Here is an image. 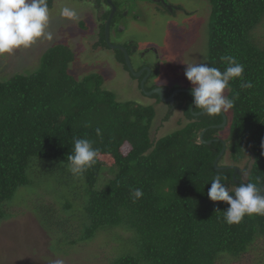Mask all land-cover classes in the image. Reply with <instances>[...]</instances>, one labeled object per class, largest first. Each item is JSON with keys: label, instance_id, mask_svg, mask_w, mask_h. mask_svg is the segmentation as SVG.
<instances>
[{"label": "trees", "instance_id": "1", "mask_svg": "<svg viewBox=\"0 0 264 264\" xmlns=\"http://www.w3.org/2000/svg\"><path fill=\"white\" fill-rule=\"evenodd\" d=\"M208 1L209 66L223 71L220 57L231 54L245 66L244 81L253 84L244 89L240 78L230 81L227 95L235 104L228 138L201 141L202 129L223 117L195 116L189 106L184 109L193 120L152 137L153 105L120 100L103 86L98 72L76 77L67 68L74 51L67 47L62 54L61 45L51 47L38 67L0 79V221L15 213L11 207L19 190L37 184V191L31 195L29 190L24 198L37 197L33 209L40 224L57 233L54 249L68 252L62 245L90 240L104 230L129 233L132 246L107 264H217L224 255L240 259L256 241L264 243V216H245L229 225L223 218L227 202L208 197L217 174L230 188L256 177L264 181V47L253 32L264 20V0ZM185 95L193 100L191 93ZM97 127L102 135L96 134ZM217 131L210 127L205 140ZM74 138H88L99 155L114 158L113 164L98 155L82 176H73L67 155ZM222 139L226 149L220 159L228 154L236 163L250 152L246 180L241 172L236 174L241 181L233 178L236 164L214 167ZM126 141L131 149L124 154L120 148ZM136 188L143 196L133 202ZM43 193L53 194L59 207L41 201ZM242 264H264V252Z\"/></svg>", "mask_w": 264, "mask_h": 264}, {"label": "rangeland", "instance_id": "2", "mask_svg": "<svg viewBox=\"0 0 264 264\" xmlns=\"http://www.w3.org/2000/svg\"><path fill=\"white\" fill-rule=\"evenodd\" d=\"M77 1V0H75ZM176 5H184L189 11L190 16H185V23L192 31L191 36L187 41H183L182 36H177L181 41L182 47L189 51L187 63H199L202 60V53L207 54L208 42V22L210 16V4L208 0H171ZM52 17L50 21L49 31L53 33L52 40L40 39L34 43L30 48L17 49L11 55L0 56V79H4L13 72L24 70L25 68L34 69L41 64V56L46 49L61 45L62 54L68 48L73 50L74 58L69 61L68 69L76 77H83L90 73L98 72L103 76L106 88L115 92L120 100H129L130 102H138L143 105H153L155 109V117L151 125V135L154 138L164 136L180 127H183L188 121L193 120L185 116L181 108L169 112L170 107L163 103H156L155 98H150L138 87L127 88L125 85L133 79L134 83L136 76L129 77L128 69L117 57V51L111 53L108 47L103 48L102 45L108 44L106 42L105 31L96 36L93 33L94 28L90 30L84 29V24L78 25L76 20H70L60 16V9L64 6L73 8L75 10L88 9L90 6L86 1L70 2L69 0H48ZM188 11V10H187ZM183 16V15H181ZM77 27V28H76ZM257 43L264 47V20L259 24L255 31ZM176 42H178V40ZM114 40V39H113ZM190 40V42H188ZM63 45V46H62ZM97 45H101L97 48ZM68 47V48H67ZM97 49V50H96ZM93 51V54L90 52ZM72 56V54H71ZM122 58V56H121ZM119 61V62H118ZM121 62V63H120ZM208 63V61H207ZM175 69H173L172 73ZM130 72V71H129ZM172 76V74H170ZM184 75V83H191L185 76V70L173 76L177 79L178 76L182 78ZM158 80V78H157ZM122 85H120L119 83ZM124 85V86H123ZM185 85V84H184ZM93 87V83L90 84ZM228 90H226V95ZM180 97V96H179ZM134 106V105H133ZM170 106V105H169ZM192 107V106H191ZM190 107V109H191ZM202 109L196 108L195 112L191 111L194 115L200 114ZM228 115L232 114V110L228 111ZM230 127V124H229ZM228 126L220 128L216 134L222 138H228ZM121 152L128 153L131 149L129 142H124L121 146ZM226 154L220 159L221 164H236L242 169L241 176L243 180L247 179L249 166L252 161L250 152L244 158L234 163ZM99 158L105 164H113L114 158L110 154H100ZM106 176V174H105ZM49 185V184H47ZM35 186L23 187L17 193L20 198L16 199V203L11 207V211L15 212L11 217L0 221V264H53L56 259H63L65 264H107V262L115 257L120 251L126 249L131 244L128 243L129 233L119 229H110L108 231H100L86 241H78L75 244L62 245L63 248L69 249L68 252H63L60 248L54 249L53 240L56 239L57 233L53 230L45 229L39 221V214L34 211V202L37 197L32 196L31 199L24 198L29 190L34 194V190L38 189ZM237 185H232L234 188ZM27 189V190H25ZM41 201L45 203H52L54 207L58 208L60 201L50 193H43ZM30 195V196H31ZM25 199V200H24ZM40 201V200H38ZM132 246V245H131ZM122 247V248H121ZM264 252L263 241H256L251 250L241 257H229L224 255L217 264H242L246 261H252L262 257Z\"/></svg>", "mask_w": 264, "mask_h": 264}, {"label": "clouds", "instance_id": "3", "mask_svg": "<svg viewBox=\"0 0 264 264\" xmlns=\"http://www.w3.org/2000/svg\"><path fill=\"white\" fill-rule=\"evenodd\" d=\"M60 16L74 21L78 13L75 9L64 6L60 9ZM51 17L48 0H0V56L11 55L20 48H30L40 39L52 40L53 33L49 31ZM201 55L199 63H187L186 68L182 64L179 66L182 71L185 70V76L191 82L193 105L209 115L222 111L226 113L235 104V100L226 95L230 81L240 78V87L244 89L253 87V84L251 81H244L245 66L235 56L225 54L220 57L225 65L222 71L218 67L209 66L206 53ZM95 131L98 136L102 135L99 127ZM98 155L99 149L94 147L91 140L74 138L73 148L67 155V168L73 176H82L96 164ZM227 165L231 167L230 164ZM225 180V177L215 175L210 182L208 197L214 202H227L229 207L224 210L223 215L227 224L240 223L245 216H264V181L260 177H256L254 182H240L234 188H230ZM131 195L135 202L143 196V191L136 188ZM53 264L65 262L63 259H56Z\"/></svg>", "mask_w": 264, "mask_h": 264}, {"label": "flooded vegetation", "instance_id": "4", "mask_svg": "<svg viewBox=\"0 0 264 264\" xmlns=\"http://www.w3.org/2000/svg\"><path fill=\"white\" fill-rule=\"evenodd\" d=\"M69 1L74 3L86 1L89 4L88 6L90 7L88 9L76 10L78 13L77 24H84V29L86 30L94 28L93 33L90 35L95 34L98 36L97 34L101 33L102 30L103 32L105 31L104 35L108 44L106 46L102 45V47H108L113 55L117 51V57L122 59L120 61L125 67L128 66L126 61V55H128L131 60V68L133 69L126 67L129 77L131 78L134 75L136 76L135 80L138 81L134 83V80L131 79V82L125 85L127 88L138 87L148 97L155 98L156 103H163L170 107L169 112L171 113L178 108H181L184 113V107L193 105V100L190 102L189 97L185 95V93H191L190 91L178 92L173 103L160 100L158 93L147 94V91L162 88L164 97L168 98L175 89L192 90L191 83H184V75L182 78L178 76L177 79L173 78V76L182 72V67H179L181 64L183 68H186L187 62H189L187 56L189 51L184 50L185 48L182 47L179 42L181 40L177 36H182L184 42L191 36L190 32L192 31L185 23V16H190L191 13L189 11H192L193 14H195V11L186 9L184 5H176L171 0ZM113 9L114 14H112ZM111 14L112 17L109 22ZM177 39H179L178 42H176ZM99 46L101 45H97V48ZM93 53V51L90 52V54ZM173 69L175 70L172 73ZM137 73L140 74L135 75ZM119 84L122 85L121 83ZM177 96H180L178 101ZM197 109L200 110L199 108ZM195 110L196 108L193 105L192 111L195 112ZM228 114V112H224V115L227 116V123L224 127L229 125L232 117V115ZM196 116L201 115L196 114ZM224 127L222 128L224 129ZM217 135L211 139L221 140L220 135Z\"/></svg>", "mask_w": 264, "mask_h": 264}, {"label": "water", "instance_id": "5", "mask_svg": "<svg viewBox=\"0 0 264 264\" xmlns=\"http://www.w3.org/2000/svg\"><path fill=\"white\" fill-rule=\"evenodd\" d=\"M109 1H110V0H109ZM113 6H114V5H113ZM112 14H114V9H113V11H112ZM112 14H111V16H110V18H109V22H110V20H111ZM109 22H108V24H107V28H106V30H107L106 32H107V33H108ZM108 35H109V34H108ZM108 35H107V36H108ZM115 47H118V46H115ZM123 49H124V48H123ZM124 51H125V49H124ZM126 58H127L126 61H127L128 67H129L131 70H133V69L131 68V60L129 59L128 55H126ZM139 74H140V73H137V74H135V75H139ZM180 91H191V90H187V89H175V90L172 92V94H171L168 98L164 97V93H163V89H162V88H155V89H153L152 91L147 92V94L158 93V94H159V97H160V100H164V101H167V102L169 101V102L173 103V102H174V99H175V95H176L178 92H180ZM192 108H193V105H192L191 109H192ZM203 113H204V111L202 110V111L200 112V114H203ZM221 115H222V117H223V121H222L221 123H219V124H214V125H211V126H208V127H205V128L202 129V131H201V133H200V139H201V141L206 142L207 144H211L212 141H213L214 139L205 140V139H204V134H205V132H206L210 127H212V128H222V127H224V126L226 125V123H227V116L224 115V112H223V111H222ZM215 140H216V139H215ZM222 143H223L222 150H221V152L219 153V155H217L216 159L214 160V167H215L216 169H223V168H229V167H230V166H228V165H219V164H218L220 158L222 157L221 155L224 154L225 149H226V143H225V141H224L223 139H222ZM240 172H241L240 168L237 167V166H234L233 178H234L237 182H238V181H241V180H239V179L236 178V174H237V173H240Z\"/></svg>", "mask_w": 264, "mask_h": 264}]
</instances>
